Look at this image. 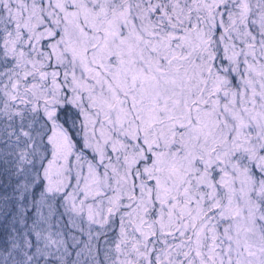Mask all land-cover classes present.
Returning a JSON list of instances; mask_svg holds the SVG:
<instances>
[{"label": "snow or ice", "instance_id": "1", "mask_svg": "<svg viewBox=\"0 0 264 264\" xmlns=\"http://www.w3.org/2000/svg\"><path fill=\"white\" fill-rule=\"evenodd\" d=\"M0 264H264V0H0Z\"/></svg>", "mask_w": 264, "mask_h": 264}]
</instances>
